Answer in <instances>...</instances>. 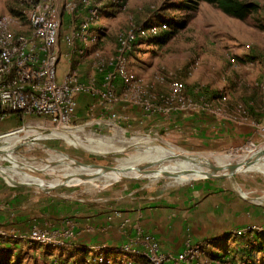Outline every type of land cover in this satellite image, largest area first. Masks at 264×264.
Here are the masks:
<instances>
[{
	"label": "rangeland",
	"instance_id": "obj_1",
	"mask_svg": "<svg viewBox=\"0 0 264 264\" xmlns=\"http://www.w3.org/2000/svg\"><path fill=\"white\" fill-rule=\"evenodd\" d=\"M64 1L57 0L60 13ZM96 1H100L99 8L105 34L101 39L97 37L89 42L87 54L78 59L82 80L93 66L102 62L107 63L111 57L117 56L118 37L131 30L150 31L152 29L151 38L150 36L137 37L134 46L122 56L128 61L129 71L156 92L167 91V85L160 78L175 75L192 99L200 97L209 99L203 93L211 90L214 87L213 83H220L219 85L225 88L227 85L225 82L228 79L241 78L238 82L246 86L245 76L255 74L259 81L258 88L264 93V0H241L247 5L252 4L256 7V9L251 8L242 19L225 15L207 2H200L197 7L190 10H182L174 7V4L183 0ZM5 3L6 0H0V14L7 13ZM185 17L187 20L183 27L175 29L171 26L173 22ZM168 33H172L169 38L166 36ZM153 37H159V40L154 42ZM161 39L165 42L161 43ZM174 52L178 56L170 58L169 56ZM239 58H247L243 63L245 66L241 65ZM251 58H253V66L249 65ZM66 65L67 61L62 58L61 68L64 69ZM153 76H157L158 81ZM224 88L221 89L223 94L226 92ZM223 98L218 101V107L226 109L223 110L225 115L220 114V116L240 115L236 110H229L228 100ZM238 106L246 107L244 104L235 107L238 108ZM191 112L196 110H176L171 115ZM154 115L164 117L161 112ZM249 115L250 113L242 121H234L246 122ZM258 126L259 133L255 139H247L241 144L223 143L218 148H207L201 141H199L201 144H191V142L178 143L177 140H173L175 146L168 142L164 144L163 139L166 135L137 140L127 138L125 132L110 133V129L103 131L86 126L66 129L52 124L45 117L12 115L0 123V150L11 153L10 161L0 158V166L5 167L9 176L15 181L33 183L34 178L50 184H61L70 174L81 175L91 172L90 168L96 165L139 167L151 164L148 169L152 171L170 167L181 168V163L174 161L181 156L184 159L195 160L193 164L201 170L205 169L207 162L229 166L242 161L249 154L250 143L255 145L256 149L264 147V123H258ZM24 136L29 139V143L36 146L21 144L20 140ZM79 139L82 141L78 142ZM40 145L47 146L51 151L41 148ZM220 146H224L223 150ZM71 161L82 166L67 165V162ZM93 161L96 164H93ZM47 163L51 164L50 170L54 172L51 175L43 171ZM15 165L21 166L19 169L21 173L16 171ZM198 181L201 180L173 175L155 182L126 178L111 180L108 175H102L65 190L66 192H59L57 197H54L49 189L42 192L34 187L7 185L0 175V211H3L5 206H10L18 210V213L27 211L26 213L33 216L36 213L34 210L36 203H41V207L44 208L45 205L56 200L60 203L71 200L77 205L86 206L88 203L98 201L99 205L122 209V205L135 200L147 188L151 187L150 194L154 197H162L166 189L193 185ZM217 181L224 183L220 185L221 191L228 190L238 197L249 198L253 203H247L254 207H248L247 211L250 213L246 215V221L241 226H233L222 233L204 239L188 236L184 242L190 240L209 243L208 248L199 251L196 264H264V159L258 160L242 172ZM115 211L117 215L119 212ZM44 218L51 220V217ZM39 220L41 219L35 218V221ZM123 232L127 233L125 230ZM127 234V239L117 246H111L107 242L93 244L94 251L89 256L94 255L92 258L98 259L100 258L98 253L102 251V257L113 264H142L139 258L134 256L138 255V252H145V249L136 242L137 235ZM153 238L155 239L154 236ZM78 242L79 240L73 245ZM104 243L114 249L101 250L100 247ZM16 244L27 245L20 241ZM0 245L3 246L5 243L0 242ZM127 246L132 248V253L116 252L118 248ZM20 247H13L15 253L12 256H6L7 259L0 255V262L2 264H7L6 262L15 264L17 260H19L18 264H94L97 262L91 257H84L80 261L84 255L80 254L81 256L77 255L76 258L69 260L47 256L38 263L35 252L24 251L21 255L17 254ZM160 251L175 254L179 250L167 251L161 248ZM236 253L241 255L236 256Z\"/></svg>",
	"mask_w": 264,
	"mask_h": 264
},
{
	"label": "built area",
	"instance_id": "obj_2",
	"mask_svg": "<svg viewBox=\"0 0 264 264\" xmlns=\"http://www.w3.org/2000/svg\"><path fill=\"white\" fill-rule=\"evenodd\" d=\"M27 1L30 5L23 11L25 22L7 13L0 14V123L12 115L40 116L62 128H76V99L80 94L91 96L90 113L96 107L103 110L92 122L97 125L109 126L107 122L112 121L105 110L118 102L139 108L142 118L161 112L171 119L173 111L183 109L225 115L226 108L218 107L220 98L192 99L175 75L160 78L167 85V91L159 93L129 71L128 61L122 54L134 46L137 37L151 38L152 29L131 30L118 37L117 56L93 66L82 80L78 59L87 54V44L104 33L100 1L65 0L61 13L57 0ZM62 58L67 61L64 69L60 66ZM249 65L253 66V62ZM238 108L237 120L242 121L249 111ZM249 148L255 150L256 146L250 143ZM132 228L138 236L136 242L145 249L136 255L142 264H196L199 251L209 247L207 241L186 240L178 253H163L139 222H134ZM84 230L66 218L56 222L36 221L27 232L12 223H0V242L9 239L28 246L60 247L73 245ZM108 248L111 249L105 243L100 247L101 250ZM116 252L132 253V248H118ZM98 254V259L89 256L97 261L94 264H113L102 257V251Z\"/></svg>",
	"mask_w": 264,
	"mask_h": 264
},
{
	"label": "crops",
	"instance_id": "obj_3",
	"mask_svg": "<svg viewBox=\"0 0 264 264\" xmlns=\"http://www.w3.org/2000/svg\"><path fill=\"white\" fill-rule=\"evenodd\" d=\"M104 34L102 33L99 39ZM177 56L178 54L174 52L169 57L176 58ZM239 59L241 65L245 66L243 63L247 58ZM245 78L246 86H242L238 82L241 78H230L225 82L228 88L227 85L224 88L219 85L220 83H213L214 87L203 94L209 99L216 100L224 96L223 99L228 100L229 110L238 111L239 108L235 106L244 104L246 106L244 108L250 113L246 122H235L237 116L221 117L202 110L173 115L171 119L157 115L142 118L139 108L124 106L118 102L109 107V110H105L109 114L108 118L112 121L107 122L109 126L97 125L92 122L103 110L96 107L93 114L90 113L91 96L80 94L76 99L77 127L86 126L90 129L96 127L97 130L103 131L110 129V133L117 132L119 134L125 132L127 138L137 140L166 135L163 143L168 142L174 146L173 140H177L178 143L191 142V144H201L199 143L201 141L207 148H218L223 143L241 144L247 139L257 138L258 123H264V93L258 88L259 81L255 74H250ZM222 88L226 91L224 94L221 93ZM112 115H114L113 119H111ZM217 180H201L193 185L172 187L164 190L162 197L151 195L150 187L135 200L122 205V209L102 206L98 201L88 203L86 206L77 205L75 201L71 200H66L64 203L56 200L48 203L44 208L41 207V203H36L34 208L36 213L32 216L26 213L27 211L21 210L22 212L18 213V210L5 206L3 211H0V222L2 224L12 223L20 231H27L32 223L36 222L35 218L41 219L40 222H56L60 218H66L85 230L76 244L78 247L65 245L53 248L37 244L28 246L16 244L17 241L5 240V245L0 247V255L7 259L6 256L14 255L13 247L21 246L17 254L21 255L24 251L35 252L37 254L35 259L38 263H41L47 256L59 260H69L84 254L81 259L87 258L94 251L93 244L107 242L111 246H117L127 239V233L134 235L135 232L132 228L134 222H139L145 232L153 234L164 250H180L188 236L204 239L222 233L233 226H241L246 221V215L250 213L247 211L248 207H254L247 203H253L249 198L238 197L228 190L221 191L220 185H224V183H218ZM260 196L263 197L262 194ZM115 210L119 212L117 215H115ZM44 217H51V220ZM124 230L127 233L123 232ZM111 246L110 248L114 249ZM239 255L241 254L236 253V256ZM6 263L8 264V262ZM18 263L19 260L15 264ZM0 264L2 263L0 262Z\"/></svg>",
	"mask_w": 264,
	"mask_h": 264
},
{
	"label": "water",
	"instance_id": "obj_4",
	"mask_svg": "<svg viewBox=\"0 0 264 264\" xmlns=\"http://www.w3.org/2000/svg\"><path fill=\"white\" fill-rule=\"evenodd\" d=\"M264 159V147H260L256 150H253L250 152L248 155L245 156V158L233 165L229 166H221V165H216L213 162H207V166L205 169H197V170H192V169H183V168H177V167H170L168 169L164 170H157V171H152L148 169V165L145 166H139V167H113V166H102L103 170H94L91 172H87L84 174H70L67 177V180L61 184H50L38 179H34L33 181L35 182H18L15 181L13 178L9 176L7 171L5 170V167L0 166V175L4 179L7 185L14 186V187H21V186H28V187H34L39 189L40 191L44 192L45 189L51 190L52 194L54 197H57V194L59 192H63L65 190L74 188L81 183L87 181V180H92L94 178H97L99 176L105 175L107 173H112V172H117V171H122L127 177L126 179H136L133 178L130 173H134L136 170L138 172L140 171L142 174L138 176V179L144 180L147 182H155L159 181L165 178H168L170 176H179V177H184V176H191L192 174L197 177V179L200 180H210V179H220V178H226V177H231L237 172H242L249 168L253 163L257 162L258 160ZM93 164H96V162H92ZM124 178V179H125ZM194 180V179H193Z\"/></svg>",
	"mask_w": 264,
	"mask_h": 264
},
{
	"label": "trees",
	"instance_id": "obj_5",
	"mask_svg": "<svg viewBox=\"0 0 264 264\" xmlns=\"http://www.w3.org/2000/svg\"><path fill=\"white\" fill-rule=\"evenodd\" d=\"M200 2H207L211 5H214V7L220 10L223 14L228 15L230 17L237 18V19H242L251 8L254 7L256 9L255 5H252V4L247 5L241 0H183L181 2L179 1L176 2V4H174V7H177L182 10H190L191 8L197 7ZM29 5H30V2H28L27 0H6V3H5L7 14L17 17L22 22L26 21L23 11ZM186 20H187V17L177 22L175 21L172 23V25L171 24L170 25L174 27L175 29H178L185 25ZM171 35L172 33L166 34L168 38ZM156 40L158 41L159 37L158 38L153 37L152 41L156 42ZM163 42H165L164 39H161V43ZM249 61H252V60H249ZM82 260L83 259H81L80 261Z\"/></svg>",
	"mask_w": 264,
	"mask_h": 264
},
{
	"label": "bare ground",
	"instance_id": "obj_6",
	"mask_svg": "<svg viewBox=\"0 0 264 264\" xmlns=\"http://www.w3.org/2000/svg\"><path fill=\"white\" fill-rule=\"evenodd\" d=\"M82 140L79 139L78 142H81ZM20 143L21 144H28L30 147H35L36 144H32V143H29V139L26 138V136L22 137V140H20ZM41 148L45 149V150H48V151H51V149H49L47 146L45 145H40ZM254 149H251L249 151L252 152ZM0 158H5L7 159L8 161L11 160V153L9 151H6V150H0ZM174 161H177V163H181V168L183 169H192V170H197V167L193 164V161L192 159H184L183 156H181V158H178ZM208 164V163H207ZM67 165L69 166H77V167H80L82 166V164H79L77 162H74V161H71V162H67ZM50 166L51 164L50 163H47L46 164V167L43 169V171L47 174V175H51L52 173H54L52 170H50ZM16 167V171L21 173L20 172V167L19 165H15ZM94 170H100L102 171L103 170V167L100 166V165H96V166H92L90 168V171H94ZM132 175L133 178H136L138 179V176L140 174H142L140 171L138 172V170H136L134 173H130ZM105 175H108L109 179L111 180H120V179H124L125 177H127L122 171H117V172H112V173H107ZM52 177H55V176H52ZM184 178L186 179H194V180H197V177L195 175H191V176H184ZM49 247H53L54 246H49Z\"/></svg>",
	"mask_w": 264,
	"mask_h": 264
}]
</instances>
